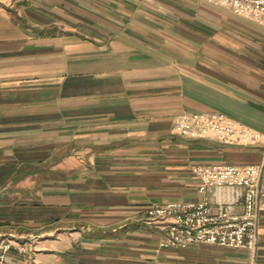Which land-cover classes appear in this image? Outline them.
Listing matches in <instances>:
<instances>
[{
	"label": "crops",
	"instance_id": "obj_1",
	"mask_svg": "<svg viewBox=\"0 0 264 264\" xmlns=\"http://www.w3.org/2000/svg\"><path fill=\"white\" fill-rule=\"evenodd\" d=\"M211 112L264 135L256 21L207 0H0V242L28 249L6 264H246L217 245L162 249L166 225L147 221L210 196L193 165L264 164V141L177 132Z\"/></svg>",
	"mask_w": 264,
	"mask_h": 264
},
{
	"label": "built area",
	"instance_id": "obj_2",
	"mask_svg": "<svg viewBox=\"0 0 264 264\" xmlns=\"http://www.w3.org/2000/svg\"><path fill=\"white\" fill-rule=\"evenodd\" d=\"M207 1L264 26V0ZM175 127L182 136L215 135L224 144L250 145L264 141L261 133L219 112L182 114L176 118ZM192 171L199 179L198 193L210 196L198 202H168L147 208L148 222L166 225L167 233L159 241V247L217 245L245 251L246 264H256L264 164H196ZM236 207L240 210L236 211ZM13 249L19 253L28 251L26 246L1 241L0 264H6Z\"/></svg>",
	"mask_w": 264,
	"mask_h": 264
}]
</instances>
